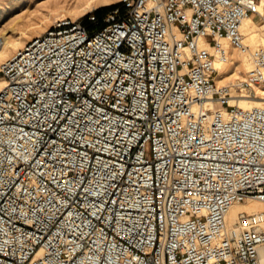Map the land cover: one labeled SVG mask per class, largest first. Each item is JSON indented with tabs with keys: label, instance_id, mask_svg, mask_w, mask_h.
Masks as SVG:
<instances>
[{
	"label": "built area",
	"instance_id": "obj_1",
	"mask_svg": "<svg viewBox=\"0 0 264 264\" xmlns=\"http://www.w3.org/2000/svg\"><path fill=\"white\" fill-rule=\"evenodd\" d=\"M96 8L0 62V264H264V212L225 219L264 200V0Z\"/></svg>",
	"mask_w": 264,
	"mask_h": 264
},
{
	"label": "bare ground",
	"instance_id": "obj_2",
	"mask_svg": "<svg viewBox=\"0 0 264 264\" xmlns=\"http://www.w3.org/2000/svg\"><path fill=\"white\" fill-rule=\"evenodd\" d=\"M24 1L29 2L30 0H11L8 6L4 9L2 8V11H0V25L13 20V24L9 26L11 33H8V29H3L0 32V62L14 53L16 49L24 43L25 36H31L29 30L32 29L39 33V28L42 29L43 26H45L43 22L50 19L52 14L62 13L60 17L65 15L76 17L93 6L97 4L99 5V3H108L111 0H50V2L56 4V6L49 7L48 11H41L40 14H34L33 17L26 16L24 18V15H20L15 18L12 15L11 10L21 3L23 4ZM42 1L44 0H40L36 2V4H40ZM26 9L27 8H24L23 11H26ZM257 26H263V24H259L256 20H254L252 15L244 18L241 24V29L245 34V39L251 47L264 45V34L257 29ZM216 66L219 67V72L215 76V81L217 84H221L229 80L242 78L243 74H241V71H246L249 67V63L247 61L246 54H235L233 50L229 49L228 62L224 64L219 62ZM4 82V77L0 74V87L4 84ZM255 88L257 89L259 95H255L254 97L241 96L235 100V103L240 106L263 105L264 87L256 85ZM233 101L234 100H231V102ZM242 210L264 212V201L248 198L244 201L233 203L225 215L226 222H233L236 219L237 213ZM258 251L260 261L264 263V244L258 247Z\"/></svg>",
	"mask_w": 264,
	"mask_h": 264
},
{
	"label": "rangeland",
	"instance_id": "obj_3",
	"mask_svg": "<svg viewBox=\"0 0 264 264\" xmlns=\"http://www.w3.org/2000/svg\"><path fill=\"white\" fill-rule=\"evenodd\" d=\"M11 0H0V11H2V8L4 9V8H6L7 6H8V4H9V2H10ZM38 1H40V0H30L29 2L27 1V2H25L24 1V3L22 4H19L18 6H16L15 8H13L11 11H12V15L16 18V17H18V16H20V15H24V18L26 17V16H31V17H33L34 16V14H40L41 13V11L43 12H46V11H48V8L49 7H54V6H56V4H54V3H51L50 2V0H44V1H42L40 4H36V2H38ZM68 1H70V0H68ZM118 0H111V1H109L108 3H99V5L97 4V5H95V6H98V7H100V6H103V5H108V4H112V3H114V2H117ZM50 2V3H49ZM26 3V4H25ZM42 5V6H41ZM24 8H27L26 9V11H23V9ZM89 10V9H88ZM86 12V11H85ZM28 13H29V15H28ZM32 14V15H31ZM62 13H54V14H52L51 15V18L50 19H47L45 22H43V24L45 25V26H43V28L41 29V28H39V31L40 32H42L45 28H47L52 22H54V20L56 19V18H58V17H60V15H61ZM64 15V14H63ZM9 17V16H8ZM13 22V20H10L9 22H6V23H4V24H2V25H0V32L3 30V29H8V33H11V30H10V28H9V26L11 25V24H13L12 23ZM259 24H261V23H259ZM257 29L262 33V34H264V25L263 26H257ZM29 32H30V34H31V36L32 35H34V34H37V32L35 31V30H29ZM39 32V33H40ZM30 36H25V38H24V42L29 38ZM230 50H233V52H235V54L237 53H240V52H238L237 50H235V49H233V48H231ZM244 73V70L243 71H241V74H243ZM261 86L262 87H264V84H261ZM255 95H259V93L257 92V89L255 88V91L252 93V95L250 96V97H254ZM259 200H261V199H259ZM261 201H264V200H261Z\"/></svg>",
	"mask_w": 264,
	"mask_h": 264
},
{
	"label": "trees",
	"instance_id": "obj_4",
	"mask_svg": "<svg viewBox=\"0 0 264 264\" xmlns=\"http://www.w3.org/2000/svg\"><path fill=\"white\" fill-rule=\"evenodd\" d=\"M113 4H114V3H112V4H108V5L100 6V7L96 8V12H97L98 14H100V13L104 12L106 9H108L109 7H111Z\"/></svg>",
	"mask_w": 264,
	"mask_h": 264
}]
</instances>
